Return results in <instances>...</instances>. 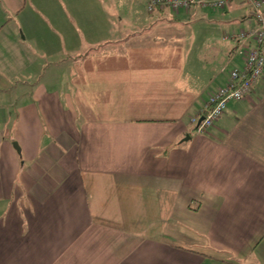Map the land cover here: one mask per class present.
I'll list each match as a JSON object with an SVG mask.
<instances>
[{
    "label": "crops",
    "instance_id": "0c3cea01",
    "mask_svg": "<svg viewBox=\"0 0 264 264\" xmlns=\"http://www.w3.org/2000/svg\"><path fill=\"white\" fill-rule=\"evenodd\" d=\"M148 2L0 0V264H264V75L189 123L250 9Z\"/></svg>",
    "mask_w": 264,
    "mask_h": 264
},
{
    "label": "built area",
    "instance_id": "2783aa9c",
    "mask_svg": "<svg viewBox=\"0 0 264 264\" xmlns=\"http://www.w3.org/2000/svg\"><path fill=\"white\" fill-rule=\"evenodd\" d=\"M231 0H149L146 11L168 8L176 12L189 10L194 5L210 9L223 8ZM250 9L253 26L240 31L236 38L246 44V52L242 69H232L228 72L226 83L212 90L199 112L189 119V123L199 133L205 132L222 115L228 101H239L246 98L256 83L264 75V17L260 12L259 0H243ZM199 118L200 122L197 124Z\"/></svg>",
    "mask_w": 264,
    "mask_h": 264
},
{
    "label": "water",
    "instance_id": "95a60500",
    "mask_svg": "<svg viewBox=\"0 0 264 264\" xmlns=\"http://www.w3.org/2000/svg\"><path fill=\"white\" fill-rule=\"evenodd\" d=\"M200 120H201V118H199L197 124L200 122ZM185 139H188V136H185ZM13 146H14V145H13ZM16 151H17V149H16Z\"/></svg>",
    "mask_w": 264,
    "mask_h": 264
},
{
    "label": "rangeland",
    "instance_id": "374dc122",
    "mask_svg": "<svg viewBox=\"0 0 264 264\" xmlns=\"http://www.w3.org/2000/svg\"><path fill=\"white\" fill-rule=\"evenodd\" d=\"M210 9V8H209ZM233 46H235L236 44L235 43H232ZM243 55V52H241V54L239 55V57L241 56L242 57Z\"/></svg>",
    "mask_w": 264,
    "mask_h": 264
}]
</instances>
